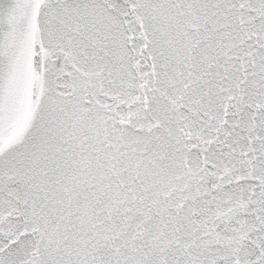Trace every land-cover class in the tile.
Here are the masks:
<instances>
[{"label":"snow or ice","instance_id":"1","mask_svg":"<svg viewBox=\"0 0 264 264\" xmlns=\"http://www.w3.org/2000/svg\"><path fill=\"white\" fill-rule=\"evenodd\" d=\"M0 264H264V0H0Z\"/></svg>","mask_w":264,"mask_h":264}]
</instances>
